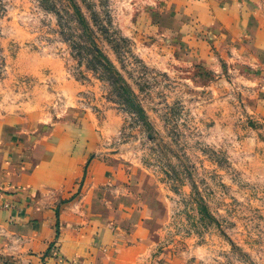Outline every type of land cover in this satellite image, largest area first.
I'll list each match as a JSON object with an SVG mask.
<instances>
[{
	"label": "rangeland",
	"instance_id": "374dc122",
	"mask_svg": "<svg viewBox=\"0 0 264 264\" xmlns=\"http://www.w3.org/2000/svg\"><path fill=\"white\" fill-rule=\"evenodd\" d=\"M176 2L0 0V120L95 135L149 264H264V74Z\"/></svg>",
	"mask_w": 264,
	"mask_h": 264
},
{
	"label": "crops",
	"instance_id": "0c3cea01",
	"mask_svg": "<svg viewBox=\"0 0 264 264\" xmlns=\"http://www.w3.org/2000/svg\"><path fill=\"white\" fill-rule=\"evenodd\" d=\"M217 1L176 4L207 26L214 47L232 51L226 56L231 70L247 63L264 74V9ZM3 118L0 264H149L145 221L136 220L131 235L126 228L141 210L136 203L128 209L116 170L93 156L95 135L86 137L83 125L29 129L16 116Z\"/></svg>",
	"mask_w": 264,
	"mask_h": 264
},
{
	"label": "trees",
	"instance_id": "16d2710c",
	"mask_svg": "<svg viewBox=\"0 0 264 264\" xmlns=\"http://www.w3.org/2000/svg\"><path fill=\"white\" fill-rule=\"evenodd\" d=\"M74 6H75V11L77 12V14H80V10L77 7V5H74ZM96 51H97V54L114 70L115 69V66L113 65V63L109 59V57H107L106 55H104L98 48L96 49Z\"/></svg>",
	"mask_w": 264,
	"mask_h": 264
}]
</instances>
